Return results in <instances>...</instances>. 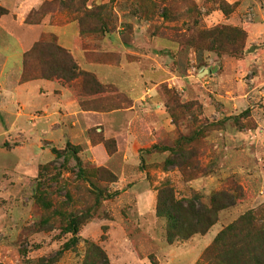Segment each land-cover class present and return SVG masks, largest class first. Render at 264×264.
<instances>
[{
  "label": "rangeland",
  "instance_id": "obj_1",
  "mask_svg": "<svg viewBox=\"0 0 264 264\" xmlns=\"http://www.w3.org/2000/svg\"><path fill=\"white\" fill-rule=\"evenodd\" d=\"M49 37L98 92L32 77L35 57L24 71ZM170 157L183 169H164ZM78 166L109 171L114 196L66 246L72 233L42 229L35 188ZM164 181L177 198L225 190L234 203L170 243ZM242 215L264 229V0H0V264H231L223 250L243 236L212 244Z\"/></svg>",
  "mask_w": 264,
  "mask_h": 264
},
{
  "label": "trees",
  "instance_id": "obj_2",
  "mask_svg": "<svg viewBox=\"0 0 264 264\" xmlns=\"http://www.w3.org/2000/svg\"><path fill=\"white\" fill-rule=\"evenodd\" d=\"M87 13H95L87 10ZM39 56V57H38ZM37 59L40 73L32 77L63 80L71 83L74 80L86 81L88 91L98 92L99 84L88 72L81 70L71 54L60 46L52 37L36 42L23 57L24 71L33 58ZM67 150L76 153V147L67 144ZM64 152H57L61 157ZM56 160L51 162L55 165ZM183 163L175 164L170 157L164 163V169L176 166L182 168ZM73 173V171H72ZM73 179L60 178L58 173L42 176L36 183L35 201L42 208V229H52L55 225L73 235L66 246H74L80 226L93 217V210L100 199L113 197L105 187L106 182L115 180L112 174L104 168H82L78 166ZM50 188V191L48 190ZM234 203L230 192L221 190L211 195L209 204L201 201V195L193 192L190 197L175 196L174 190L168 181L160 184L157 191L156 214L165 216L166 238L168 242L176 239H187L194 233H205L217 221V212ZM242 235V239L238 236ZM259 238L257 244L253 236ZM238 237L239 240L228 248L224 245L226 238ZM223 250V259L231 264H264V229L255 226L250 215H242L231 225L221 229L213 240L212 247ZM101 261L107 262L102 249L96 244H90ZM222 250V249H221Z\"/></svg>",
  "mask_w": 264,
  "mask_h": 264
},
{
  "label": "crops",
  "instance_id": "obj_3",
  "mask_svg": "<svg viewBox=\"0 0 264 264\" xmlns=\"http://www.w3.org/2000/svg\"><path fill=\"white\" fill-rule=\"evenodd\" d=\"M206 236H207V233H206V235H205L204 237H206ZM211 236H212V235H211ZM211 236H210V237L207 236L205 239L208 241V240H210Z\"/></svg>",
  "mask_w": 264,
  "mask_h": 264
}]
</instances>
